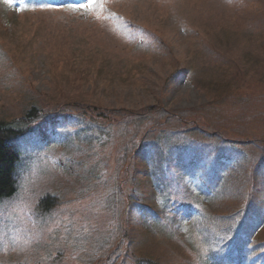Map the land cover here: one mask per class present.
Listing matches in <instances>:
<instances>
[{
  "label": "rangeland",
  "instance_id": "374dc122",
  "mask_svg": "<svg viewBox=\"0 0 264 264\" xmlns=\"http://www.w3.org/2000/svg\"><path fill=\"white\" fill-rule=\"evenodd\" d=\"M89 3L0 0V121L39 111L24 144L32 158L18 167L20 191L0 203V264H216L224 237L200 233L191 218L214 219L215 204L199 197L189 176L155 189L146 176L149 149L130 152L131 139L157 133L112 125L101 139L88 128L89 113L56 124L68 113L56 111L69 105L75 118L77 105L95 113L204 107L246 127V138L264 137V0H94L82 7ZM49 119L55 125L45 131ZM167 141L169 152L218 146L202 129ZM243 149L248 161L261 151ZM263 182L255 192L264 208ZM45 195L57 199L46 213ZM253 236L264 240V226Z\"/></svg>",
  "mask_w": 264,
  "mask_h": 264
},
{
  "label": "trees",
  "instance_id": "16d2710c",
  "mask_svg": "<svg viewBox=\"0 0 264 264\" xmlns=\"http://www.w3.org/2000/svg\"><path fill=\"white\" fill-rule=\"evenodd\" d=\"M41 1L45 4L67 5L76 0ZM217 105L220 107L224 104L217 103ZM229 105H234V101ZM68 106L57 109L56 112L59 114L66 111L68 113L66 118H61L56 124L69 123L71 119L85 121L86 113H89L88 119L92 125L88 128L95 129L101 139L107 135V127L110 128L112 125L132 127L137 134L144 130L143 135L150 130L157 133L154 140L135 142L131 139L129 143L130 152L137 155H141L146 148L149 149L150 153L144 162L148 164L146 176L151 185L160 192H165L173 182H177L176 176L180 179L188 176L194 179L193 189L199 197H202L206 204H215L217 210L220 211L214 219H208L205 215L191 217L198 224L200 233L207 232L212 235L215 231L221 238L224 237L221 239V249L224 252L217 256L216 264H264V240L257 242L253 239V235H256L257 231L264 226L263 203L256 199L257 193L262 192L257 182L260 179L264 181L263 136L259 139L246 138L245 132L248 130L246 127L244 128L239 123L238 126H232L224 122V117L220 112L217 116L207 115L210 108L206 111L204 107L182 111L147 107L141 113L123 110L95 113L96 107L77 105L80 113L73 118L71 112L68 111ZM38 113L39 111L31 109L25 118L19 121H0V203L13 200L20 191L21 181L17 175L18 167L22 158H32V155L24 156V144L27 141V130ZM238 116L240 115L235 117ZM51 120L42 124L43 130L46 131L55 125ZM201 121H205L202 125L204 128L198 125ZM49 122L51 126H48ZM200 129L208 137L215 139L218 146L175 148V151L170 152L165 150L169 134L177 135L191 130L200 131ZM85 132L86 128H82L76 135ZM230 133L239 134L247 140H234ZM249 145L258 146L261 149L259 156L252 161L247 160L248 157L244 154L246 149H243ZM255 190H258L257 193ZM56 201V198L45 195L39 204L46 213L51 210Z\"/></svg>",
  "mask_w": 264,
  "mask_h": 264
},
{
  "label": "snow or ice",
  "instance_id": "6c2138e0",
  "mask_svg": "<svg viewBox=\"0 0 264 264\" xmlns=\"http://www.w3.org/2000/svg\"><path fill=\"white\" fill-rule=\"evenodd\" d=\"M4 2H5L6 4L11 5V4L13 3V0H4ZM93 3H94V0H93ZM93 3L85 4V5H83L82 7H84V8L92 7V6H93Z\"/></svg>",
  "mask_w": 264,
  "mask_h": 264
}]
</instances>
